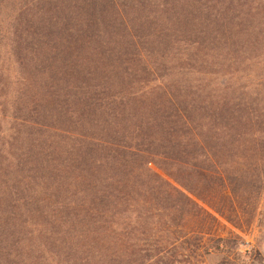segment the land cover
<instances>
[{
    "label": "rangeland",
    "instance_id": "rangeland-1",
    "mask_svg": "<svg viewBox=\"0 0 264 264\" xmlns=\"http://www.w3.org/2000/svg\"><path fill=\"white\" fill-rule=\"evenodd\" d=\"M10 1L0 11V245L7 244L0 264H81L57 225L40 213L22 211L33 200L19 194V183L40 179L48 192L35 198L57 204L60 191L47 189L48 179L60 184L68 148L75 149L71 163L77 165L94 164L116 145L173 170L174 153L160 142L177 126L175 106L166 96L188 91L192 71L208 66L189 60L187 46L194 39L179 0L173 2L178 7H170L172 0H114L121 15L108 0H95L98 13L88 29L89 42L59 25L45 30L47 39L31 44L19 41L10 25L16 10L31 0ZM173 12L182 24L168 21ZM172 26L181 28L176 36ZM9 31L11 42L4 40ZM79 141L86 143L83 149ZM253 156L238 160L254 167L238 171L233 194L215 192L218 199L230 197L221 203L224 216L186 221L189 228L204 226L202 237L189 231L163 252L129 251L107 264H142L149 257L151 264L158 259L162 264H264V187L256 183L264 179V160ZM149 168L165 175L154 164Z\"/></svg>",
    "mask_w": 264,
    "mask_h": 264
},
{
    "label": "trees",
    "instance_id": "trees-1",
    "mask_svg": "<svg viewBox=\"0 0 264 264\" xmlns=\"http://www.w3.org/2000/svg\"><path fill=\"white\" fill-rule=\"evenodd\" d=\"M108 1L116 9L114 0ZM174 1L170 7H178ZM11 3L0 0V11ZM179 5L194 39L187 46L189 60L203 61L208 70L194 69L188 91L166 96L175 106L177 126L160 142L168 143L174 153L173 170L116 145L94 164L87 160L86 165H77L71 163L75 149L68 148L60 184L48 179L47 189L60 191L57 204L35 198L46 195L40 179L33 185L35 179L19 183V194L33 200L22 211H35L57 225L81 264H107L110 257L129 251L163 252L189 231L202 237L205 227L189 228L186 221L224 216L221 203L230 197L218 199L215 192L228 189L233 194L236 174L254 167L240 165L239 159L259 154L264 160V0H179ZM117 7L120 15L124 13ZM16 11L10 25L16 27L17 39L27 44L47 39L45 30L59 25L74 30L70 36L89 42L88 29L98 13L95 0H31ZM174 13L168 21L182 24ZM169 28L175 30L174 36L181 29ZM11 39L12 32H5L4 40ZM223 68L222 74L216 72ZM80 143L83 149L86 143ZM256 183L264 187V179ZM157 236L159 240L154 239ZM5 247L3 242L0 252ZM152 259L142 264H151Z\"/></svg>",
    "mask_w": 264,
    "mask_h": 264
}]
</instances>
